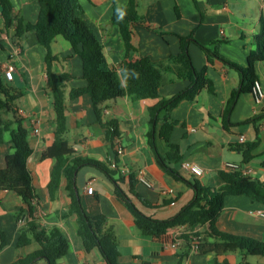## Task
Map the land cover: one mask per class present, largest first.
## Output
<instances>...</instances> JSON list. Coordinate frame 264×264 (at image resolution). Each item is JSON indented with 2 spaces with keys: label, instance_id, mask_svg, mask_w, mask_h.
I'll list each match as a JSON object with an SVG mask.
<instances>
[{
  "label": "crops",
  "instance_id": "1",
  "mask_svg": "<svg viewBox=\"0 0 264 264\" xmlns=\"http://www.w3.org/2000/svg\"><path fill=\"white\" fill-rule=\"evenodd\" d=\"M13 1L17 15L31 21L38 18V0ZM115 1L121 5L129 3V0H81L88 23L103 41L107 55L119 66V61L125 56V48L119 26L111 21ZM138 6L148 24L132 25L135 52L167 62L170 55L180 50V35L193 34L190 51L198 69L209 62L201 44L213 48L214 41L218 40H222L223 54L245 66L248 55L257 47L255 36L261 30L260 20L264 15V0H138ZM0 27L5 28L1 6ZM13 34V27L0 33V74L4 76L6 65H14L15 78L9 79V82L24 91L18 98L21 100L18 106L29 128V140L34 148L28 158V167L39 197L33 203L35 215L43 224L60 226L70 238V250L59 259L58 264H108L100 248L91 251L85 249L75 217L62 215V211L72 202L66 176L62 177L56 196L51 197L49 183L57 158L44 157L43 152L55 140L57 122L52 91L47 84V51L38 42L34 31L21 39L14 38ZM52 48L59 55V59L53 63V70L70 71L75 75L68 83V91L72 86L86 84L82 58L74 52L71 42L59 35L53 41ZM115 56L119 57L118 61L114 59ZM257 71L264 85V60L257 62ZM208 75L215 82V92L203 89L195 101L183 100L172 110V116L183 122L175 127L172 138L180 143L183 160L203 165L205 173L197 177L217 187L224 183L219 170L226 168L227 162L239 163L244 169H251L250 174L264 180V119L260 121L261 141L254 151L257 156L245 163L243 152L237 146L256 138L255 123L248 120L254 119L264 105H256L252 92H241L230 114L231 123L226 126L223 110L233 90H241L244 79L238 69L219 57L209 64ZM189 83L188 78L167 71L161 97L135 100L126 95L105 102L103 121L115 119L118 122L116 145L107 138V128L98 119L91 95L68 96L69 129L66 136L75 149L68 156L69 159L90 155L123 172L129 168L128 173H135L138 178L137 191L156 205H142L144 211L157 218L177 214L193 200L194 190L186 180L176 178L159 165L150 143L152 134L160 151L166 152L168 146L158 134L160 123L156 125L152 121L149 106L160 98L174 96ZM37 126L40 127L39 132L35 130ZM16 127V123L11 124L12 129ZM6 136L9 137L10 133L6 132ZM119 148L123 149L120 153L117 151ZM12 151L14 148L8 140L0 144V168L6 166L7 154ZM179 168L187 177L195 175L186 171L180 163ZM140 169L144 170L153 186L149 187L139 179ZM76 183L87 212L104 214L108 225L116 231L121 264H179L181 255L186 251L184 241H180L177 247H170L160 238L143 234L136 225L133 212L117 196L114 182L103 170L92 165L81 166L77 170ZM124 186L129 189L130 185L126 182ZM171 198L175 200L163 204ZM22 207L26 205L19 194L13 190H0V229L9 238L8 244L0 249V264L13 262L17 255L16 243L23 226L19 224L17 216ZM258 209L264 210V204L246 194L227 195L218 224L224 231L264 240V216L256 212ZM206 228L207 224L199 227L200 230ZM188 231L186 225H181L170 229L169 233L179 232L183 235ZM39 247V242L33 240L25 247V252L30 253ZM219 258L221 261L229 258L231 262H241L245 257L241 252H235ZM214 259V254L202 255L191 249L183 264H213ZM245 259L249 264H264L263 256L248 254ZM36 264H48V261L45 257H39Z\"/></svg>",
  "mask_w": 264,
  "mask_h": 264
},
{
  "label": "trees",
  "instance_id": "2",
  "mask_svg": "<svg viewBox=\"0 0 264 264\" xmlns=\"http://www.w3.org/2000/svg\"><path fill=\"white\" fill-rule=\"evenodd\" d=\"M38 1L40 5L38 18L31 21L16 14L13 0H0L5 21V28L0 27V33L13 27V37L21 39L34 31L38 42L47 51V84L52 91L57 122L55 140L43 152L44 157L57 158L49 189L51 197L54 198L62 177L66 176L72 202L62 211V215L63 217H75L85 249L91 251L100 248L108 264H121L119 260L121 250L116 231L113 226L108 225L104 214L87 212L82 195L77 189V170L81 166L92 165L103 170L112 179L117 196L129 206L135 216L136 225L143 234L166 241L172 239L170 229L181 225L188 227L189 231L183 233L181 239L184 241L186 251L181 255L182 260L179 264H183L184 258L188 256L194 243L198 245V253L215 255L213 264H249L245 259L248 254L264 257V240L224 231L218 224L227 195L246 194L264 204V180L240 169L228 168L219 170V175L224 181L219 187L205 183L195 175L187 177L179 168V163L184 161L181 145L172 139L175 127L183 123L172 116L173 108L183 100L195 101L203 89L216 91L215 82L208 75L209 64L215 57H219L229 66L238 69L244 79L241 90H233L222 113L225 125L228 126L231 123L230 114L240 93L252 92L255 81L259 79L257 62L264 60V15L260 20L261 30L255 36L257 47L248 55V62L245 66L223 54L222 40H218L214 41L213 48L201 44L207 53L209 62L202 69H198L190 51V44L194 40L193 34L180 35V50L170 55L167 62L156 59L152 55L137 54L133 43L132 25L134 23L148 24V21L139 11L138 0H129L126 5L115 1L111 21L119 26L125 48V56L117 66L105 52L103 41L88 23L81 0ZM59 35L71 42L74 52L79 54L83 61V76L86 84L72 86L69 91L68 83L75 78V75L70 71L53 70V63L59 59V55L54 53L52 44ZM0 44L2 45L1 40ZM167 71L175 72L178 77L188 78L190 83L174 96L160 98L157 103L149 106L152 121L156 125L160 123L158 134L166 142L168 150L160 151L154 134H152L150 143L155 150L159 165L176 178L186 180L194 190V198L172 217L157 218L141 207L142 205L148 207L156 205L137 191L138 178L135 173L123 172L118 168H113L110 163L90 155H79L69 159L68 156L75 149L66 136L69 129L67 99L68 96L74 98L90 94L98 119L107 128V138L113 145H116L119 135L118 122L115 119L103 121V104L108 100L126 95L135 100L161 97ZM23 94L22 89L9 82L5 73L4 76L0 74V144L8 140L14 148V151L7 154L6 166L0 168V190H13L19 194L26 207H22L17 220L24 214L27 217V222L21 227L16 243L17 255L9 264H36L39 257H45L48 264H58L59 259L69 252L71 241L60 226L43 224L35 215L33 203L38 201L39 197L28 167V158L34 148L29 140V128L24 123L19 106L15 104ZM2 110L13 112V117L5 119ZM262 119H264V109L254 119L248 120L255 123L256 138L237 145L243 152L245 163H249L257 156L254 151L261 141L260 121ZM12 123H16L15 129L11 128ZM6 132L10 133L9 137L6 136ZM262 164L264 166V159ZM126 182L130 185L129 189L124 186ZM173 200L175 198L165 200L163 204ZM205 224L207 228L200 230L199 227ZM194 236L197 238L195 239ZM33 240L38 241L40 247L26 253L25 247ZM8 242L7 233L0 229V249L4 248ZM235 252H241L245 258L241 262H231L229 258L221 261L219 258V256Z\"/></svg>",
  "mask_w": 264,
  "mask_h": 264
},
{
  "label": "built area",
  "instance_id": "3",
  "mask_svg": "<svg viewBox=\"0 0 264 264\" xmlns=\"http://www.w3.org/2000/svg\"><path fill=\"white\" fill-rule=\"evenodd\" d=\"M4 73H5L7 78L14 79L15 78V66L12 65V64L6 65L5 68H4ZM252 93L254 95V100H255L256 105L257 106L264 105V85H263V83H262V81L260 79H257L255 81ZM35 130H36V132H39L40 131V127L37 126ZM243 141H244V139H243ZM122 151H123L122 148L118 149L119 153L122 152ZM181 165L186 171H188V172H190L192 174H195L196 176L203 175L205 173V170H206L203 165H201L200 163H198L196 161L184 160V161H182ZM226 168H228V169H240V170H242L245 173H250L251 172V169H244L241 164L236 163V162H227ZM126 172H129V168L126 169ZM138 176H139V179L145 185H147L149 187L153 186L152 181L146 176V174H145L143 169H140L138 171ZM256 212L258 214L264 216V210L258 209ZM18 221H19L20 225H24L27 222V217L23 216ZM171 234H172V239L166 240V243L170 247H177L179 245L180 241H181L182 234H180L179 232H172ZM194 238L196 239L197 236H194ZM192 250L195 251V252H198L197 243H194Z\"/></svg>",
  "mask_w": 264,
  "mask_h": 264
},
{
  "label": "rangeland",
  "instance_id": "4",
  "mask_svg": "<svg viewBox=\"0 0 264 264\" xmlns=\"http://www.w3.org/2000/svg\"><path fill=\"white\" fill-rule=\"evenodd\" d=\"M16 103H17V105H21V100L20 99H17L16 100ZM2 113H3V116L5 117V119H7L8 117H13V112H6L5 110H2ZM206 181H207V179H206Z\"/></svg>",
  "mask_w": 264,
  "mask_h": 264
},
{
  "label": "water",
  "instance_id": "5",
  "mask_svg": "<svg viewBox=\"0 0 264 264\" xmlns=\"http://www.w3.org/2000/svg\"><path fill=\"white\" fill-rule=\"evenodd\" d=\"M114 59H115L116 61H118V60H119V57L115 56Z\"/></svg>",
  "mask_w": 264,
  "mask_h": 264
}]
</instances>
